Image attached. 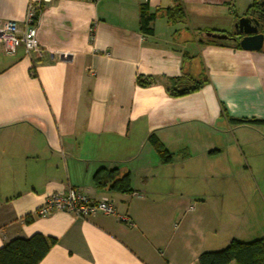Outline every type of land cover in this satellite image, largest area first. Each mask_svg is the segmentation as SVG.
<instances>
[{
    "label": "crops",
    "instance_id": "1",
    "mask_svg": "<svg viewBox=\"0 0 264 264\" xmlns=\"http://www.w3.org/2000/svg\"><path fill=\"white\" fill-rule=\"evenodd\" d=\"M253 2L44 5L40 50L0 49V248L40 233L57 243L39 264H198L233 239H264V51L237 47L235 28ZM177 5L185 19L172 22L164 12ZM27 6L0 0V19L21 25ZM142 7L155 15L152 35ZM184 73L208 81L171 95ZM101 168L129 172L133 192L97 187ZM69 188L112 200L132 225L104 213L36 215Z\"/></svg>",
    "mask_w": 264,
    "mask_h": 264
},
{
    "label": "trees",
    "instance_id": "2",
    "mask_svg": "<svg viewBox=\"0 0 264 264\" xmlns=\"http://www.w3.org/2000/svg\"><path fill=\"white\" fill-rule=\"evenodd\" d=\"M260 6L261 0H254L250 8L253 9ZM141 10L142 30L146 35H152L153 28L150 24L155 15L148 14L145 7H142ZM164 14L172 22H180L185 19L183 8L180 5L164 12ZM237 47H240L239 44H237ZM207 81L208 79L203 74L195 77L184 73L167 90L171 95L182 96L199 90ZM153 82L154 80L152 79L144 80L138 78V83L144 87L150 86ZM239 122L254 123L257 120L241 119ZM149 140L160 154L162 160L167 162L171 158V154L162 142L154 136H151ZM94 183L99 188L109 186L110 190L114 192H133L130 173L125 172L121 174L119 168L107 171L105 168L99 169L94 175ZM24 220L29 223L33 218L31 215H28ZM56 243V238L40 233L34 234L29 238H14L0 248V264H39ZM232 261H235L237 264H264V239H256L250 242L233 239L221 249L203 252L198 258V264H230Z\"/></svg>",
    "mask_w": 264,
    "mask_h": 264
},
{
    "label": "built area",
    "instance_id": "3",
    "mask_svg": "<svg viewBox=\"0 0 264 264\" xmlns=\"http://www.w3.org/2000/svg\"><path fill=\"white\" fill-rule=\"evenodd\" d=\"M53 0H28L27 10L20 25L14 20L0 19V49L11 54L23 47L27 54L40 50L37 27L43 7ZM98 2L100 0H86ZM67 58V57H66ZM54 211H66L75 217L87 218L97 213L117 215L121 221L132 225L127 215H118L115 204L110 199L92 200L80 191L69 188L67 193H53L36 210V215L46 217Z\"/></svg>",
    "mask_w": 264,
    "mask_h": 264
},
{
    "label": "water",
    "instance_id": "4",
    "mask_svg": "<svg viewBox=\"0 0 264 264\" xmlns=\"http://www.w3.org/2000/svg\"><path fill=\"white\" fill-rule=\"evenodd\" d=\"M263 27L264 23L254 17L252 11L248 15L239 18L235 24L239 46L244 50L262 51L264 49Z\"/></svg>",
    "mask_w": 264,
    "mask_h": 264
},
{
    "label": "flooded vegetation",
    "instance_id": "5",
    "mask_svg": "<svg viewBox=\"0 0 264 264\" xmlns=\"http://www.w3.org/2000/svg\"><path fill=\"white\" fill-rule=\"evenodd\" d=\"M253 16H255L261 23H264V6H260L258 8L252 9ZM263 10V12H261ZM262 32L264 33V27L262 28Z\"/></svg>",
    "mask_w": 264,
    "mask_h": 264
}]
</instances>
